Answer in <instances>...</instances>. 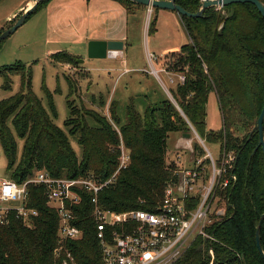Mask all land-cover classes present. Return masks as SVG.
I'll return each mask as SVG.
<instances>
[{
    "label": "trees",
    "instance_id": "16d2710c",
    "mask_svg": "<svg viewBox=\"0 0 264 264\" xmlns=\"http://www.w3.org/2000/svg\"><path fill=\"white\" fill-rule=\"evenodd\" d=\"M48 1L40 2L30 15ZM119 1L128 12L133 10L130 6L138 5L131 0ZM175 2L190 12L198 11L201 4V0ZM182 19L190 40L165 56L167 70L185 77L172 91L176 104L168 99L160 106H149L144 115L128 105L127 120L120 123L111 102V120L91 110L88 115L95 126H90L85 115L77 116V109L69 102L71 114L65 124L79 137L82 159L32 92V74L25 65L1 67L4 90L12 89L15 74L22 75L27 87L26 92L0 102V150L7 158L8 177L22 182L34 170L45 169L55 177L92 172L104 181L118 167L117 148L122 138L130 150V164L113 184L100 191L99 204L116 211L152 210L174 178L175 164H168L166 159L168 134L190 132L191 124L206 142H219L222 150L235 154L230 173L236 180L218 192L227 202V211L208 228L216 240L198 237L173 264H264L256 241L264 214V150L260 146L252 154L260 140L254 127L264 106V17L253 3L236 2L208 7L200 17L182 15ZM52 57L76 65L79 58L67 51ZM211 92L216 94L223 120L217 131L206 124ZM239 131L244 132L242 137ZM194 145L203 154L200 144ZM28 203L39 212L32 227L14 215L7 224L0 223V264H63V257L54 253L58 215L47 204L42 186L30 187ZM93 206L88 192H83L82 201L72 206L83 235L67 241V247L79 264H104ZM261 244L264 250V222Z\"/></svg>",
    "mask_w": 264,
    "mask_h": 264
},
{
    "label": "rangeland",
    "instance_id": "374dc122",
    "mask_svg": "<svg viewBox=\"0 0 264 264\" xmlns=\"http://www.w3.org/2000/svg\"><path fill=\"white\" fill-rule=\"evenodd\" d=\"M26 1L0 0V32L17 22L21 14L17 17L19 12H15ZM89 1L49 0L0 42V68L18 63L25 65L32 74V92L41 100L54 124L67 135L79 159L83 156L79 137L71 134L65 124L71 114L69 102L77 109V116L85 115L90 126H95V121L88 112L95 111L111 120V112L117 108L116 115L120 123H124L128 105H134L144 115L149 106H160L168 99L176 104L172 91L180 83L182 74L167 70V53L163 54L162 49L175 44L181 47L190 40L182 15L174 10L132 5L133 10L126 15L128 11L122 6L128 20L125 22L118 18L115 29L113 25L106 27L103 22L92 18L90 6L96 5ZM122 9L118 8L119 14L123 13ZM74 10L78 11L75 13ZM53 12H62V16ZM109 34L120 35L128 41L129 49L123 52L124 56L89 58V42L101 40L95 37ZM63 51L78 55L77 60L85 61L76 65L54 60L52 54ZM12 79V89L6 91L0 77V102L27 91L21 74H15ZM111 102L114 103L112 110ZM206 124L208 129L215 131L223 125L215 92L209 94ZM238 134L242 137L244 132L239 131ZM184 138L187 137L180 132L168 134V164H175L178 155L189 159V152L181 145ZM189 138L194 144L198 142L193 132ZM206 145L219 160L221 144L207 141ZM9 175L7 158L1 149L0 177Z\"/></svg>",
    "mask_w": 264,
    "mask_h": 264
},
{
    "label": "built area",
    "instance_id": "2783aa9c",
    "mask_svg": "<svg viewBox=\"0 0 264 264\" xmlns=\"http://www.w3.org/2000/svg\"><path fill=\"white\" fill-rule=\"evenodd\" d=\"M180 78V82L185 79L183 75ZM190 127L203 154L196 149L191 138L183 139L181 145L189 152V159L178 155L173 169L174 178L168 181L164 197L154 209L116 211L99 204L100 191L113 184L118 174L130 164V150L121 138L117 148L118 167L104 181L92 172L79 177H55L45 169L34 170L22 182L1 176L0 223L7 224L10 216L14 215L32 227L39 212L28 203L30 187L42 186L47 204L58 215L55 256L63 257V264H79L68 249L67 241L82 238L83 232L75 223L76 213L72 206L82 201L83 192H88L92 194V217L104 264L175 263L198 237L216 240L208 228L227 211V202L218 192L236 180L234 173H230L235 154L221 149V158L216 160L205 139L191 124ZM209 251L213 255L211 248Z\"/></svg>",
    "mask_w": 264,
    "mask_h": 264
},
{
    "label": "water",
    "instance_id": "95a60500",
    "mask_svg": "<svg viewBox=\"0 0 264 264\" xmlns=\"http://www.w3.org/2000/svg\"><path fill=\"white\" fill-rule=\"evenodd\" d=\"M33 4L28 7L25 11L21 13V16L17 20V22L11 26L9 29L5 30L0 34V42L12 34L17 28H19L28 18V16L33 12L35 7L42 2L43 0H32ZM136 2L138 5H144L148 8H162V9H170L178 12L180 15H185L189 17H200L203 15V12L206 8L211 6H225L227 4L236 3V2H251L260 11L262 16L264 17V4L260 0H202L200 4V8L196 12H190L186 10L181 5L177 4L175 0H131ZM124 42L118 40H93L88 44L87 55L89 58H107V57H117L123 55ZM78 63L84 62L85 59L77 60ZM182 112V111H181ZM183 113V112H182ZM184 114V113H183ZM254 130L259 132V143L253 151V155L256 153L257 149L261 146L264 150V106L260 112V115L257 119ZM183 135L187 138L191 137L190 132L183 133ZM264 222V214H262L257 230H256V241L257 247L261 254L264 257V250L261 244V227Z\"/></svg>",
    "mask_w": 264,
    "mask_h": 264
},
{
    "label": "crops",
    "instance_id": "0c3cea01",
    "mask_svg": "<svg viewBox=\"0 0 264 264\" xmlns=\"http://www.w3.org/2000/svg\"><path fill=\"white\" fill-rule=\"evenodd\" d=\"M91 1V2H90ZM90 3H94L96 6H90L91 9V13H92V18L94 19H98L99 22H103V24L108 27V26H115V29L117 28L118 25L117 22L119 21V19L121 20H128V15L130 12H127V14H124L125 9L122 7L124 5H121L118 1L119 0H113L114 2H112V0H90ZM33 4L32 0H27L26 3L24 5H22L17 12H15V14L20 15L23 11H25L28 7H30ZM121 5V6H120ZM123 9H122V8ZM118 8L123 10L122 14L118 13ZM78 10H74V12L76 13ZM117 11V12H116ZM56 15H61L62 16V12H53ZM114 13V14H113ZM113 14V15H112ZM107 16V17H106ZM119 18V19H118ZM125 21V22H126ZM101 24V23H100ZM112 31V30H111ZM109 31V32H111ZM117 34V33H116ZM114 35V34H109V35H103V36H98L95 37L97 39H101V40H118V41H123L124 42V48H123V52L129 49L128 46V41L125 40L123 37H120V35ZM88 49V48H87ZM180 49V45L179 44H175V45H171V46H166L162 49V53H169L171 51H177ZM124 56V55H123ZM181 141V140H180Z\"/></svg>",
    "mask_w": 264,
    "mask_h": 264
},
{
    "label": "bare ground",
    "instance_id": "6f19581e",
    "mask_svg": "<svg viewBox=\"0 0 264 264\" xmlns=\"http://www.w3.org/2000/svg\"><path fill=\"white\" fill-rule=\"evenodd\" d=\"M149 9H152L151 7H149ZM153 71L155 72V73H158V71L157 70H155V69H153Z\"/></svg>",
    "mask_w": 264,
    "mask_h": 264
}]
</instances>
